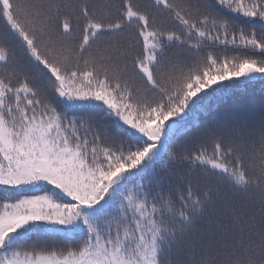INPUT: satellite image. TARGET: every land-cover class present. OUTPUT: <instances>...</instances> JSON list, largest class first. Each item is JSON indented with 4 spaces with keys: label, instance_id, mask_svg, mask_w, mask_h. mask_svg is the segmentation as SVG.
<instances>
[{
    "label": "snow or ice",
    "instance_id": "6c2138e0",
    "mask_svg": "<svg viewBox=\"0 0 264 264\" xmlns=\"http://www.w3.org/2000/svg\"><path fill=\"white\" fill-rule=\"evenodd\" d=\"M0 24V264H264V0H0ZM225 188L259 221L226 198L196 227Z\"/></svg>",
    "mask_w": 264,
    "mask_h": 264
},
{
    "label": "trees",
    "instance_id": "16d2710c",
    "mask_svg": "<svg viewBox=\"0 0 264 264\" xmlns=\"http://www.w3.org/2000/svg\"><path fill=\"white\" fill-rule=\"evenodd\" d=\"M141 2H144V0H141ZM0 27L2 28L3 25L0 24ZM244 94L253 98L254 101L258 104L260 97L262 95L261 84L259 83L255 84L253 88L247 90V92ZM224 192L227 193V197H225L224 193H222L221 197L215 201V206L213 207L210 205L208 211L205 212L204 217L197 221L196 227L203 226L209 214L212 215V218L214 220L218 219L221 223H223L226 226L230 224L231 223L229 218L230 209L225 208L226 198H231V201L235 203L238 212L250 213V215L248 216L249 221H256V222L259 221L260 209L258 203H256L253 206L250 197L245 196L241 192H235L232 189L225 188Z\"/></svg>",
    "mask_w": 264,
    "mask_h": 264
},
{
    "label": "rangeland",
    "instance_id": "374dc122",
    "mask_svg": "<svg viewBox=\"0 0 264 264\" xmlns=\"http://www.w3.org/2000/svg\"><path fill=\"white\" fill-rule=\"evenodd\" d=\"M1 28V27H0Z\"/></svg>",
    "mask_w": 264,
    "mask_h": 264
}]
</instances>
